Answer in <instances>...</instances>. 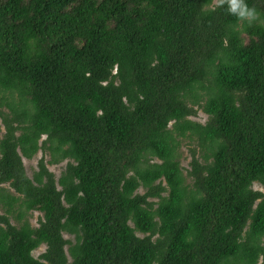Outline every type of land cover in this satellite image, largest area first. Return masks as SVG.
Wrapping results in <instances>:
<instances>
[{
	"label": "trees",
	"instance_id": "1",
	"mask_svg": "<svg viewBox=\"0 0 264 264\" xmlns=\"http://www.w3.org/2000/svg\"><path fill=\"white\" fill-rule=\"evenodd\" d=\"M213 1L0 0V264H264V0Z\"/></svg>",
	"mask_w": 264,
	"mask_h": 264
},
{
	"label": "rangeland",
	"instance_id": "2",
	"mask_svg": "<svg viewBox=\"0 0 264 264\" xmlns=\"http://www.w3.org/2000/svg\"><path fill=\"white\" fill-rule=\"evenodd\" d=\"M213 4H216V0L213 1ZM2 110L6 111L7 109H6V107H2ZM190 119L203 124L205 122V120H206V115L201 110H197L196 114L194 116L190 117ZM3 131H4L3 130V125H2V122H1V119H0V138H1L2 134H3ZM195 144L196 143H195L194 139L193 140L184 139V140H182L180 142V146H179V150H178V153H179V158L178 159H179L180 165H181V167L183 169V174H186V170L189 168V161H190V158H191L190 149L195 148ZM42 154L43 153L40 150H38L31 159L28 160V159L22 158V162H23V165H24V168H25V172H26L28 177H31L32 173L36 170L37 161L41 157H44L45 161L48 160V155L47 154L42 155ZM65 164H66V161H63V162H61L59 164H56V165H46V166H47V169L54 174L55 178H57L59 176L60 172L64 169ZM252 188L255 189V190H260V191L264 192L263 186L260 183H258V182H254L253 185H252ZM139 191L141 193L143 192L142 189H139ZM0 213H1V211H0ZM40 216L41 215L38 212H30L27 215L26 218H27L29 224L31 226L35 227V226H37L38 219H39ZM10 222L13 225H18L13 218H10ZM138 235L142 236L139 233H138ZM63 236L65 238H68V239L72 240V237H70V235H67L66 233H63ZM44 248H45V246L41 245L39 248H37L36 250H34L32 252V255L34 257L39 256V254L43 252Z\"/></svg>",
	"mask_w": 264,
	"mask_h": 264
},
{
	"label": "clouds",
	"instance_id": "3",
	"mask_svg": "<svg viewBox=\"0 0 264 264\" xmlns=\"http://www.w3.org/2000/svg\"><path fill=\"white\" fill-rule=\"evenodd\" d=\"M221 5L227 4L229 14L236 16L238 19L251 21L255 19L256 12L254 9L247 6L244 0H219Z\"/></svg>",
	"mask_w": 264,
	"mask_h": 264
}]
</instances>
